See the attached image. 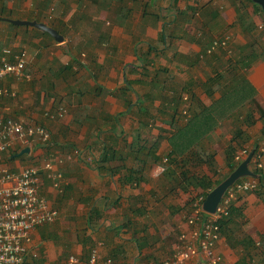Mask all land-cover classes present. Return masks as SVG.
Masks as SVG:
<instances>
[{
    "label": "crops",
    "instance_id": "0c3cea01",
    "mask_svg": "<svg viewBox=\"0 0 264 264\" xmlns=\"http://www.w3.org/2000/svg\"><path fill=\"white\" fill-rule=\"evenodd\" d=\"M7 20L42 24L62 40ZM223 37L228 49L207 54L211 41ZM259 40L264 43V14L247 0H0V60L4 49L26 51L30 77L0 83L15 93L0 99V115L51 134L49 143L16 145L1 154L0 165L12 172L37 167L41 194L68 213L74 229L73 236L65 221L39 227L33 235L39 256L26 264H64L61 257L70 252L84 262L94 248L101 264H162L174 253L180 235L191 231L186 219L193 202L209 191L163 162L178 121L174 102L179 114L182 107L188 117L214 120L207 136L215 143L195 147L199 163L188 167L193 177H207L212 185L226 179L241 163L233 157L236 167L229 170V146L235 150L230 155L244 148L258 153L264 174ZM248 54L256 57L242 66ZM225 71L239 74L229 100L236 106L206 111L224 97ZM60 105L67 109L63 117L45 116ZM130 116L137 124L127 127L122 121ZM51 156L62 174L60 189L42 169ZM259 191L236 193L215 244L222 264H264V188ZM66 231L71 239L64 249L57 237ZM199 259L188 264H204Z\"/></svg>",
    "mask_w": 264,
    "mask_h": 264
},
{
    "label": "built area",
    "instance_id": "2783aa9c",
    "mask_svg": "<svg viewBox=\"0 0 264 264\" xmlns=\"http://www.w3.org/2000/svg\"><path fill=\"white\" fill-rule=\"evenodd\" d=\"M228 44L227 37L221 40L214 39L207 49V54L217 49L226 51ZM27 64L26 51L14 52L9 48L4 49L0 60V83L7 77L13 78L16 82L30 81L26 74ZM7 96L14 97L15 93L0 87V99ZM66 112V107L60 105L55 112L48 111L45 116L55 120L63 117ZM187 112L184 109L182 113L186 115ZM50 139V132L41 125L27 126L23 121L0 115V155L16 145L46 144ZM249 153L248 149H241L234 155V162H242ZM251 160L257 169H261L258 153ZM56 162L58 160L51 156L44 161L42 169L48 172L53 188L60 189L63 178L54 167ZM163 162L166 163L167 159L165 158ZM39 172L40 170L34 166L12 172L0 165V264H26L38 258L39 252L33 241L35 231L58 219V210L41 194L43 182ZM258 187L256 178H241L240 182H235L225 191L215 213L211 215L203 211L204 198L199 196L192 204L190 217L186 219L187 225L191 227L190 233L180 235L174 253L162 264H188L195 257L200 258L204 264H222V257L215 251V244L220 235V223L230 215L236 193L256 191ZM100 260V253L94 248L90 250L86 261L82 262L79 257L71 254L64 264H101ZM111 263L112 261L108 259L103 264Z\"/></svg>",
    "mask_w": 264,
    "mask_h": 264
},
{
    "label": "trees",
    "instance_id": "16d2710c",
    "mask_svg": "<svg viewBox=\"0 0 264 264\" xmlns=\"http://www.w3.org/2000/svg\"><path fill=\"white\" fill-rule=\"evenodd\" d=\"M256 11H260L261 13L264 14V12L261 10L260 6L253 3L251 0H247ZM244 7V5H242ZM243 21V17L241 16V12L238 13V22L241 23ZM213 40L211 41V43ZM222 49H217L215 51H219ZM214 51V52H215ZM253 57H256L253 54H248L244 57L241 58V65L243 66L245 62H243L245 59H248L247 61H251ZM254 60V59H253ZM221 78L223 77V74L220 75ZM239 78V74L234 73V75L229 78V82L227 84L221 87L222 90V95L224 96L217 104L214 105V107L210 106V108H205L206 111L211 110L213 108H219V109H228V108H235L236 106V100L229 101L231 100L232 97H235L234 95V86H235V81ZM174 104V105H173ZM65 106V105H63ZM231 106V107H230ZM222 107V108H220ZM172 111L174 115H177L178 119L176 120L180 121L179 124L177 121V124H175V132L172 134V137L169 139L170 145H171V150L167 154L166 159L168 160L169 164H174L176 167H179L180 169V174L183 179H189L188 183L189 184H194L202 188H209V191L203 195V198L205 200L207 194L219 183H215L214 185L210 184L207 177H193L192 173L188 171V167L192 165L193 167L196 166L198 162V152L196 151L195 147H198L200 145L201 139L204 138L207 134L210 133L212 130V124L214 122L212 117H205L202 114L196 113V114H191L188 117L189 112H187L186 115H183L184 108H181L180 114L177 111L178 109V104L177 102L172 103ZM203 110V109H202ZM221 111V110H220ZM173 115V118H174ZM180 115V117H179ZM182 115V116H181ZM184 122V124H183ZM234 148L232 146L228 147V150L226 151L227 153V165L229 167V170H234L236 167L235 164H232L231 161H233L234 155H230L234 152ZM255 151V150H254ZM234 154V153H233ZM158 159V158H157ZM167 163V162H166ZM211 169L213 164L210 162L209 163ZM256 174V180L258 181V194H260L259 189L264 188V174L261 172V170L255 171ZM129 183H132V179L128 181ZM232 212V207L230 210V215ZM230 215L226 220L229 219ZM225 220V221H226ZM221 222L220 226L223 225L225 222Z\"/></svg>",
    "mask_w": 264,
    "mask_h": 264
},
{
    "label": "water",
    "instance_id": "95a60500",
    "mask_svg": "<svg viewBox=\"0 0 264 264\" xmlns=\"http://www.w3.org/2000/svg\"><path fill=\"white\" fill-rule=\"evenodd\" d=\"M253 3L260 6L261 10L264 12V0H251ZM15 25H21V24H31L35 27H38L41 30H44L48 33H50L57 41H61L62 38H60L55 31L52 29H49L45 27L42 24L37 23H28V22H22V21H12L7 20ZM253 153L250 152L246 159H244L237 167L236 169L221 183H219L216 187H214L206 196L203 204L202 209L207 214H214L217 204L219 203L221 197L225 193V191L234 184L238 179L244 178V177H252L256 178V174L251 172L249 170L248 164L251 160Z\"/></svg>",
    "mask_w": 264,
    "mask_h": 264
},
{
    "label": "rangeland",
    "instance_id": "374dc122",
    "mask_svg": "<svg viewBox=\"0 0 264 264\" xmlns=\"http://www.w3.org/2000/svg\"><path fill=\"white\" fill-rule=\"evenodd\" d=\"M257 44V46H262L261 48H263V46H264V43H263V41L262 40H259V42H257L256 43ZM226 72V73H225ZM224 72V74H223V77H225L224 78V80L225 81H228V80H230L229 78H231V74H230V71H225ZM229 74H230V76H229ZM182 106H183V102H182ZM182 108V107H181ZM208 108V107H207ZM162 119H164L163 117H161ZM141 120V119H140ZM157 120H158V122H159V124H160V117H158L157 118ZM137 119H134L133 117H127L125 120L123 119V121H122V124L123 125H125V126H134V125H136L137 124ZM142 121V120H141ZM209 137V138H208ZM215 143V136H212V135H206L204 138H202L201 139V142H200V145L198 146V148H201V147H205V145L207 144V145H209V144H214ZM221 146V145H220ZM220 146L219 147H217L216 149H219L220 148ZM209 149L208 150H214V148H212V146L210 147H208ZM172 149V148H171ZM77 152H79V151H77ZM1 159H4V157H1ZM201 171H202V169H201ZM198 197H196V199H197ZM195 202V201H194ZM59 211V210H58ZM60 221H65V226L67 227V226H70V228H72L73 229V225L71 224V223H68L69 221H71V219H70V217H68V213L66 212V213H62L61 211H59V217H58V219L54 222V224H58ZM53 224V225H54ZM52 225V224H51ZM67 233H65V235H64V237H61V236H59V237H57V241L58 242H62L63 243V245H65L66 244V247H64V249H66L67 247H68V244H69V240L71 239V237H70V239H69V235H68V231H66ZM73 236H74V229H73V231H71L70 232ZM71 253V252H70ZM70 253H64L63 255H62V257H61V260H62V263L66 260V258L68 257V255H70ZM73 254V253H72ZM34 264V263H33ZM40 264H43V263H40Z\"/></svg>",
    "mask_w": 264,
    "mask_h": 264
},
{
    "label": "clouds",
    "instance_id": "9594fccd",
    "mask_svg": "<svg viewBox=\"0 0 264 264\" xmlns=\"http://www.w3.org/2000/svg\"><path fill=\"white\" fill-rule=\"evenodd\" d=\"M224 38H225V37H223V38H220V40H221V39H224ZM227 38H228V37H227ZM217 39H219V38H217ZM228 39H229V38H228ZM228 46H229V44H228ZM223 51H224V50H223Z\"/></svg>",
    "mask_w": 264,
    "mask_h": 264
}]
</instances>
